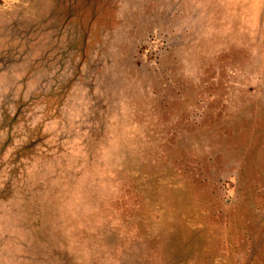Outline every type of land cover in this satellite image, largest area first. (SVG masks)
I'll list each match as a JSON object with an SVG mask.
<instances>
[{"label": "rangeland", "instance_id": "374dc122", "mask_svg": "<svg viewBox=\"0 0 264 264\" xmlns=\"http://www.w3.org/2000/svg\"><path fill=\"white\" fill-rule=\"evenodd\" d=\"M0 264H264V0H0Z\"/></svg>", "mask_w": 264, "mask_h": 264}]
</instances>
